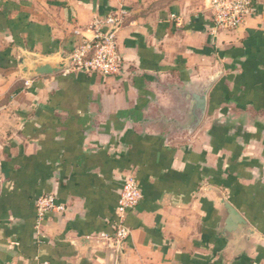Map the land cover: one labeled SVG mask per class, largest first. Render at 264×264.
Listing matches in <instances>:
<instances>
[{
  "label": "crops",
  "instance_id": "obj_1",
  "mask_svg": "<svg viewBox=\"0 0 264 264\" xmlns=\"http://www.w3.org/2000/svg\"><path fill=\"white\" fill-rule=\"evenodd\" d=\"M0 0V264H264V0ZM116 12L122 72L37 74ZM173 15V17H172ZM207 86L200 123L191 93ZM142 197L123 217V179ZM65 206L37 222L35 199Z\"/></svg>",
  "mask_w": 264,
  "mask_h": 264
},
{
  "label": "built area",
  "instance_id": "obj_2",
  "mask_svg": "<svg viewBox=\"0 0 264 264\" xmlns=\"http://www.w3.org/2000/svg\"><path fill=\"white\" fill-rule=\"evenodd\" d=\"M254 0H210L209 19L211 29L234 30L244 20L254 15ZM173 17V15H172ZM121 20L116 12L105 18H94L91 27L93 36L85 39L67 56V68L63 71L78 70L88 73H98L102 77L115 76L124 68V58L118 50L116 32ZM142 193L137 180L133 176L123 179L116 205L118 219L114 223L115 237L120 239L128 234L123 224V217L141 199ZM37 222H40L49 211L61 212L65 206L57 202L52 193L39 195L35 199ZM33 264H59L48 260L36 261Z\"/></svg>",
  "mask_w": 264,
  "mask_h": 264
},
{
  "label": "water",
  "instance_id": "obj_3",
  "mask_svg": "<svg viewBox=\"0 0 264 264\" xmlns=\"http://www.w3.org/2000/svg\"><path fill=\"white\" fill-rule=\"evenodd\" d=\"M65 65H67V57L63 59L62 62H60L55 66H51L47 63L38 66L36 69V73L48 74V73L60 71L65 67ZM206 92H207V86L203 87V89L200 92L198 93L193 92V95L192 93L190 95L193 102L192 110H191L192 122L190 128H195L200 123L203 117L206 107Z\"/></svg>",
  "mask_w": 264,
  "mask_h": 264
}]
</instances>
